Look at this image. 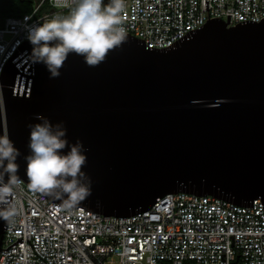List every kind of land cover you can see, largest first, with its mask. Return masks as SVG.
Wrapping results in <instances>:
<instances>
[{
	"label": "water",
	"instance_id": "obj_1",
	"mask_svg": "<svg viewBox=\"0 0 264 264\" xmlns=\"http://www.w3.org/2000/svg\"><path fill=\"white\" fill-rule=\"evenodd\" d=\"M228 24L208 21L160 50L127 36L95 67L70 53L58 78L32 60L28 94L13 93L19 70L8 62L0 135L6 129L20 153L17 177L29 182L28 125L42 115L86 150L92 195L74 207L126 217L177 192L264 201V20ZM23 47L32 55L29 40ZM6 223L0 218V248Z\"/></svg>",
	"mask_w": 264,
	"mask_h": 264
},
{
	"label": "built area",
	"instance_id": "obj_2",
	"mask_svg": "<svg viewBox=\"0 0 264 264\" xmlns=\"http://www.w3.org/2000/svg\"><path fill=\"white\" fill-rule=\"evenodd\" d=\"M30 2L28 12L0 24V76L8 62L14 64L13 93L19 95L30 89L31 54L21 48L29 31L68 12L56 0ZM125 6L127 36L149 49L173 47L211 20L228 26L264 20V0H125ZM18 179L10 197L16 214L4 227L0 264H264L260 199L244 206L177 192L133 215L105 216L64 207Z\"/></svg>",
	"mask_w": 264,
	"mask_h": 264
},
{
	"label": "clouds",
	"instance_id": "obj_3",
	"mask_svg": "<svg viewBox=\"0 0 264 264\" xmlns=\"http://www.w3.org/2000/svg\"><path fill=\"white\" fill-rule=\"evenodd\" d=\"M56 4L68 8L67 14L53 15L32 28L27 37L33 45L31 59L34 63H44L50 78L61 75L59 69L70 53L82 56L88 66L95 67L110 51L126 42L125 0H108L107 4L104 0H56ZM3 104L0 93V107ZM36 119L42 123L28 125L31 151L25 157L28 188L61 200L64 207H74L92 195L91 179L82 170L87 162L86 150L79 140L69 144L63 122L52 125L42 115H37ZM66 147L70 150L62 154ZM19 155L5 129L0 135V169H3L0 171V204L7 205L6 212L0 211V218L4 220L16 214L10 197L13 186L19 181L15 163Z\"/></svg>",
	"mask_w": 264,
	"mask_h": 264
},
{
	"label": "trees",
	"instance_id": "obj_4",
	"mask_svg": "<svg viewBox=\"0 0 264 264\" xmlns=\"http://www.w3.org/2000/svg\"><path fill=\"white\" fill-rule=\"evenodd\" d=\"M30 7V0H0V24L5 17L24 14Z\"/></svg>",
	"mask_w": 264,
	"mask_h": 264
}]
</instances>
